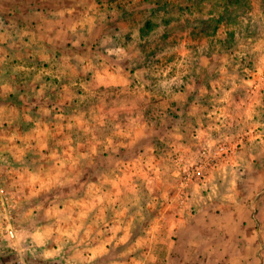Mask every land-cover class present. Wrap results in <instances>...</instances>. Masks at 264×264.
Wrapping results in <instances>:
<instances>
[{"label":"rangeland","instance_id":"1","mask_svg":"<svg viewBox=\"0 0 264 264\" xmlns=\"http://www.w3.org/2000/svg\"><path fill=\"white\" fill-rule=\"evenodd\" d=\"M19 2L18 14L11 17L5 12L14 0H0V58L13 54L16 45L10 42H22L24 56L17 60L18 72L10 65L5 72L8 64L0 59L1 121L5 131L20 137L18 143L5 137L0 148L1 183L19 199L15 237L0 238V264H15L17 256L28 264H134L121 252L125 241L116 237L123 225L134 234L137 224L110 218L123 217L126 204L137 218L156 213L161 201H177L181 169L175 158L191 162L211 137L184 142L199 131L187 123L177 144L169 131L179 133L171 116L188 122L193 112L203 128L220 123L219 111L212 120L207 113L227 105V91L238 98L233 96L230 108L239 109L235 102L242 107L247 81L257 71L264 74V0ZM178 102L175 113L172 103ZM141 117L150 126L144 139L134 124ZM160 117L166 127L153 133ZM233 119L228 117L231 124ZM155 138L156 149L151 146ZM78 152L84 153L82 162ZM44 154L51 158L48 169ZM35 157L41 158V174L29 170ZM136 159V173L124 170L125 160ZM17 169L22 176L13 175ZM47 181L52 183L43 186ZM252 253L246 264L258 258L257 264H264V250ZM164 258L171 264L172 256ZM236 259L230 255L227 262L239 264ZM172 264H194V258L181 254Z\"/></svg>","mask_w":264,"mask_h":264},{"label":"crops","instance_id":"2","mask_svg":"<svg viewBox=\"0 0 264 264\" xmlns=\"http://www.w3.org/2000/svg\"><path fill=\"white\" fill-rule=\"evenodd\" d=\"M19 7L17 0H15L14 7L5 13L11 17H15L18 14ZM31 13H34V15L41 14L35 9H31ZM41 17L44 16L40 15V18ZM13 45L16 46L12 50L13 54L9 53L10 60L6 57L5 53L1 55L0 58L1 64H8L4 66L5 70L2 69L5 72L9 70L7 67L9 65L10 67H15V69L12 70L15 72H18L21 68L18 67L17 60L18 58L21 59L24 57L20 56V48L23 47V43L16 42V44H14V42H10L8 44V46L11 47H13ZM38 65L39 63H36V66ZM29 70L30 69L27 67L20 72V74L26 76V71ZM1 72L2 71H0V79L3 80L4 75L2 76ZM48 73L50 76L54 75V73ZM55 77H59V72H55ZM29 80H25V82ZM250 81L251 80H248L247 82L249 83ZM245 89V93L242 94L245 99L240 98L242 107H240V103L235 102L236 107H239V109L234 106L230 108V102L231 104L233 103V96L236 95V101L238 98L236 93L231 92V94H233L231 96L230 91H227L224 98L227 105L223 102L222 107L216 109V112L213 111L215 109H212V112L207 113V116L212 120L216 119L214 117H216L215 115L219 111L221 116L224 117L220 123L215 120L214 123H206V127L203 128V125L197 121L198 117L196 120L192 119V117L195 116L193 112L188 122H183L185 121L183 119L178 122V119H174V126H178V132L180 128L187 123L190 129L194 128V132L195 130L199 131L195 132L197 135L193 133L189 138H182L180 132H175V129L169 130L167 127V130L172 132V135L175 133L173 140H180L182 138L184 142L187 141L190 144H199L200 140H205L203 136L208 134L207 137H211L208 144H211L216 140H221L223 136L237 135L242 128L248 125L258 126L264 131V85L257 89L252 95L249 94L248 88L245 87ZM59 90L61 93L63 88ZM191 104V106H193L191 111H196V102H192ZM196 114L200 116L198 111ZM228 117L234 118L232 124L229 122L231 120H228ZM143 118L144 117L136 118L134 122L135 125H138L135 128H140V131H137L136 135L141 136L142 139L147 137L150 128L149 124H147L149 127L146 126L142 120ZM165 119L166 118H163L161 121L153 123L154 126L151 127V131L154 133L158 128H165ZM226 125L229 127L227 129L229 132L224 128ZM222 128L225 132L220 136L219 131H221ZM180 131L182 133L183 130L181 129ZM14 135L18 137L15 132ZM19 138L20 137H18V139ZM110 141L111 140H109L108 143L109 146L111 145ZM142 149L145 150L143 145L138 151L137 157L142 154ZM58 153L62 154L61 151ZM77 157L78 160L82 162L84 153H82L81 156L78 152ZM39 158L40 157H35L29 160L30 164L33 166V168L29 170H32V172L35 171V174H41V172H38L40 169L37 168L38 163H41ZM41 158L42 161H47L48 169L49 164H52L51 158L46 154ZM141 158H143V155ZM180 158L181 161L185 163L183 157ZM123 163L125 165L124 170L128 169V171L136 173L134 164L137 163V159L134 163L132 160H125ZM20 172H22V170L17 169L13 175L22 176ZM125 182L131 183L128 181ZM50 183L52 182L47 181V183L43 182L42 185H46L47 187ZM156 186H158L159 189V185ZM33 188L37 191L39 189ZM113 189H116V184H114ZM148 191H150V189H148ZM190 191H194L193 193L195 194L187 196L186 193H182L179 188L177 195L178 199L176 198L177 201H175V199L167 201L166 203L161 201L159 207H157V212L154 214L151 213L146 216L134 218L133 215L128 214L126 204L124 207V214H122L123 217L120 215V217L118 216L115 218L116 220L110 218V222L112 223L115 221L118 222L123 218L124 221L126 220L129 224L134 223L138 226L133 234L128 225H123L119 235L116 237L120 243L121 240L125 241V246L121 252L128 257L127 259L130 260V263L169 264L165 263L164 256L166 260L169 256H172L171 260L175 261L177 256L189 254L194 258V264H228L227 261L230 255L236 256V261L239 264H246L245 262L248 261L247 257L250 256L253 251H255L254 255H258L261 250H264V143L255 141L246 143L232 160L214 169L205 183L190 189ZM83 202L84 201H82V205H84ZM92 202L95 206L98 200L93 199ZM110 203L111 206L114 205L113 200H110ZM113 233L114 232H110V239L114 238ZM182 240H188V244H183L182 246ZM116 243L118 244V242ZM255 243H257V248L259 246L261 247L260 250L257 251L256 246L253 247ZM115 247L118 246L116 245ZM259 260V258L256 259L255 264H257Z\"/></svg>","mask_w":264,"mask_h":264},{"label":"built area","instance_id":"3","mask_svg":"<svg viewBox=\"0 0 264 264\" xmlns=\"http://www.w3.org/2000/svg\"><path fill=\"white\" fill-rule=\"evenodd\" d=\"M248 85V92L252 95L264 85V74L257 71L256 76L252 77ZM5 137L11 139L12 143L19 142L14 132L5 131V123L0 117V148ZM253 141L264 143V131L258 126L248 125L235 136L226 135L221 140L203 145L197 158L189 163H183L180 157H176L175 162L181 169L180 189L182 193L205 183L214 169L232 159L243 145ZM1 176L2 173H0V238H14L12 225L17 217L18 198L1 183ZM17 257L15 264H28L21 256Z\"/></svg>","mask_w":264,"mask_h":264},{"label":"trees","instance_id":"4","mask_svg":"<svg viewBox=\"0 0 264 264\" xmlns=\"http://www.w3.org/2000/svg\"><path fill=\"white\" fill-rule=\"evenodd\" d=\"M17 2H18V0H17ZM14 3H15V0H14ZM18 4H21V2H19ZM156 5H157V4H156ZM228 12H229V15L233 14L231 11H228ZM223 17H225V15H224ZM204 30H205V29H204ZM212 32H213V31H212ZM168 33H169V32H168ZM194 94H195V93H192V94L190 95V99H189V100L193 99V97H191V96H194ZM172 105H173V108L176 109L177 107H179L180 104H179V102H178V103H172ZM157 106H158V105H157ZM156 108L159 109V106L156 107ZM179 109H180V107H179ZM179 109H178V110H179ZM178 110L176 109V110H175V113H178V112H179ZM141 111H142V110H141ZM171 117H172L173 121H174V119L177 120V119L179 118V117H178V114H177V115L174 114V115H172ZM146 120H147V119H146ZM158 121H161V117H160V118H157L154 122L157 123ZM96 129H97L98 133H99V131L101 130V129L99 130V128H97V127H96ZM158 143H160L159 140H158L157 138H155V140H154V142H152V145H151V146H152V147L154 146L155 149H156V146H157ZM159 145H160V144H159ZM160 146H161V145H160ZM154 151H155V150H154Z\"/></svg>","mask_w":264,"mask_h":264}]
</instances>
